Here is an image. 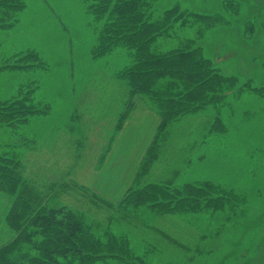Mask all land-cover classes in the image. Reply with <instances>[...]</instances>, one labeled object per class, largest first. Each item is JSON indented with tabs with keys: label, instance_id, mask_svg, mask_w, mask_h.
<instances>
[{
	"label": "rangeland",
	"instance_id": "obj_1",
	"mask_svg": "<svg viewBox=\"0 0 264 264\" xmlns=\"http://www.w3.org/2000/svg\"><path fill=\"white\" fill-rule=\"evenodd\" d=\"M25 1L15 26L0 30V64L34 51L45 68L0 70V98L29 86L46 112L18 128L0 125V144L18 148L14 169L45 193L44 204L82 216L102 238L126 234L138 264H264V0H156L151 20L175 9L169 20L194 21L170 28L162 50L195 39L237 80L219 99L169 114L118 77L130 63L125 48L94 56L97 31L84 0ZM194 13L210 15L209 26ZM149 184H212L205 197L225 191L229 201L184 213L121 207ZM14 200L0 191V246L16 234L7 219Z\"/></svg>",
	"mask_w": 264,
	"mask_h": 264
},
{
	"label": "trees",
	"instance_id": "obj_2",
	"mask_svg": "<svg viewBox=\"0 0 264 264\" xmlns=\"http://www.w3.org/2000/svg\"><path fill=\"white\" fill-rule=\"evenodd\" d=\"M87 12L94 18L97 31L94 56H101L123 47L130 56V63L118 72V77L130 88V94L150 93L165 106L166 114L183 109L190 112L219 99L227 86H234L235 78L226 77L206 57L195 39H186L178 46L162 50L158 44L164 36H174L170 28L190 25L185 19L181 25L169 20L171 9L153 17L151 8L156 0H84ZM25 0H0V30L13 28ZM203 26H209L210 15H197ZM18 53L0 64V70L28 71L45 68L39 55ZM169 75L172 80L161 85L159 80ZM26 86L10 98H0V125L18 128L29 123L37 114L45 113V106L32 98L33 88ZM178 87L180 89H178ZM178 89V90H177ZM180 90H184L181 93ZM221 96V95H220ZM196 102H199L196 104ZM162 111L164 109L162 108ZM23 144L33 139H21ZM21 142V143H22ZM0 144V191L15 195L7 217L16 230L15 237L0 246V264H138L142 257L134 253L126 234L116 235L107 230L102 238L93 231L92 225L73 211L49 207L44 204V194L30 188V181L15 171L20 160L18 148ZM152 158V153L150 154ZM150 158V159H151ZM149 160L144 159L145 170ZM13 164V165H12ZM206 188L214 189L207 184ZM20 186V189L18 190ZM59 184L50 186V190ZM30 188V189H29ZM208 189L193 187L169 189L159 184L138 188L123 198L121 207L147 204L149 208L167 213H184L202 207L225 205L229 200L225 191L214 201L205 197ZM215 190V189H214ZM224 195V196H223ZM139 259V260H138Z\"/></svg>",
	"mask_w": 264,
	"mask_h": 264
}]
</instances>
